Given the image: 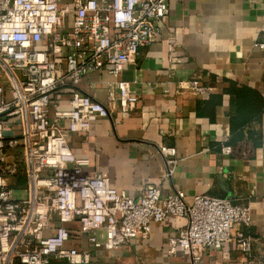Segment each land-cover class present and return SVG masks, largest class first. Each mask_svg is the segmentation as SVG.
<instances>
[{"label": "built area", "instance_id": "1", "mask_svg": "<svg viewBox=\"0 0 264 264\" xmlns=\"http://www.w3.org/2000/svg\"><path fill=\"white\" fill-rule=\"evenodd\" d=\"M170 3L0 0V264H93L148 238L154 224L171 217L187 220L168 239L172 257L181 253L202 264L209 250L230 245L252 254L249 204L210 194L189 202L184 190L164 195L153 184L134 197L92 171V159L71 145L74 133L109 117L113 105L124 114L135 110L139 97L122 74L142 48L162 38ZM106 68L115 78L108 103L81 89L90 74ZM181 87L199 98L213 91L199 80ZM67 88L68 108L61 109L56 96ZM163 152L171 176L176 150ZM222 152L235 150L224 144Z\"/></svg>", "mask_w": 264, "mask_h": 264}, {"label": "crops", "instance_id": "2", "mask_svg": "<svg viewBox=\"0 0 264 264\" xmlns=\"http://www.w3.org/2000/svg\"><path fill=\"white\" fill-rule=\"evenodd\" d=\"M160 25L162 38L142 48L122 74L139 97L135 110L124 114L113 105L109 117L72 135L73 150L134 197L153 184L164 195L184 190L189 202L226 191V199L249 204L252 254L230 245L209 250L202 264H264V0H171ZM114 80L106 68L90 74L81 89L108 103ZM190 80L212 87V93L199 98L183 89L181 83ZM70 93L67 88L57 94L59 108H68ZM224 144L234 147L233 155L222 152ZM165 148L176 150L171 176ZM186 224L176 217L154 224L148 238L93 264H191L181 253L168 254L169 237Z\"/></svg>", "mask_w": 264, "mask_h": 264}, {"label": "trees", "instance_id": "3", "mask_svg": "<svg viewBox=\"0 0 264 264\" xmlns=\"http://www.w3.org/2000/svg\"><path fill=\"white\" fill-rule=\"evenodd\" d=\"M238 103H239V101H238ZM239 107L240 108H242V110L244 111V107H243V105H241V104H239ZM250 109H248V111H249ZM259 118V117H258ZM231 145V144H230ZM22 183H25V179L24 178H22ZM51 264H65V263H60V262H52Z\"/></svg>", "mask_w": 264, "mask_h": 264}, {"label": "water", "instance_id": "4", "mask_svg": "<svg viewBox=\"0 0 264 264\" xmlns=\"http://www.w3.org/2000/svg\"><path fill=\"white\" fill-rule=\"evenodd\" d=\"M224 193H225V194H224V196H222V197H224V198H225V197H227V196H226V191H225Z\"/></svg>", "mask_w": 264, "mask_h": 264}, {"label": "rangeland", "instance_id": "5", "mask_svg": "<svg viewBox=\"0 0 264 264\" xmlns=\"http://www.w3.org/2000/svg\"><path fill=\"white\" fill-rule=\"evenodd\" d=\"M23 158V157H22ZM16 196H18V194L16 193Z\"/></svg>", "mask_w": 264, "mask_h": 264}]
</instances>
